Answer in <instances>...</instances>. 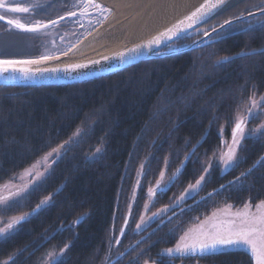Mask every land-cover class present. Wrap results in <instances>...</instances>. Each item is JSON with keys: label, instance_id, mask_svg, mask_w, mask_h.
Listing matches in <instances>:
<instances>
[{"label": "trees", "instance_id": "trees-1", "mask_svg": "<svg viewBox=\"0 0 264 264\" xmlns=\"http://www.w3.org/2000/svg\"><path fill=\"white\" fill-rule=\"evenodd\" d=\"M38 2L42 3L38 15L60 9L61 0ZM229 30L215 36L210 45L142 62L95 81L0 87V185L68 140L77 128L81 130L35 190L30 189L18 204L0 208L3 221L32 213L0 240V260L15 254V264H41L48 252L68 245L61 264H104L105 257L109 263L126 251L114 264H144L145 260L149 264H253L244 250L197 259L171 257L165 250L174 247L189 226L221 207L264 201V134L244 139L228 171L222 173L213 165L182 204L160 212L145 227H136L148 199V213L166 209L203 176L223 147L221 129L228 139L249 97L264 92V22L251 30ZM200 35L190 33L173 45H188ZM249 52L256 54L241 56ZM97 148L100 154L90 158ZM178 168L169 186L148 198L160 171L166 178ZM49 196L48 204L33 213L40 200ZM200 198L204 199L192 205ZM80 217L81 222L75 223Z\"/></svg>", "mask_w": 264, "mask_h": 264}, {"label": "snow or ice", "instance_id": "snow-or-ice-1", "mask_svg": "<svg viewBox=\"0 0 264 264\" xmlns=\"http://www.w3.org/2000/svg\"><path fill=\"white\" fill-rule=\"evenodd\" d=\"M224 3V0H204L195 11H193L190 15L185 17L184 20H181L179 24L173 26V28L168 29L167 31L161 33L158 37H154L152 40L148 41L143 45H138L132 49H129L126 52H121L117 57H113L112 59H120L124 60L125 57H131L133 54H137L141 51V49H151L153 46L158 47L162 40L168 39L171 40L173 37L177 36L179 32L185 31L188 28H192L194 25L200 23L205 17H207L214 9L219 7ZM40 7L37 3H23V2H13L9 3V0H0V21H3L7 26L6 31L17 30L20 32L26 33H41L43 30L49 28V26H55L59 23L60 20L65 19V16H60L58 19H49L47 22H43L41 20H25L21 15H16L9 17L4 13H13V14H29L34 13L35 9ZM74 10L68 11V17H74L78 14L83 17L85 15H91V11L93 9H98L101 14L107 13L109 10L105 8L103 5L96 2V0H77L76 3L72 5ZM245 12L248 16L255 18L257 14L260 16H264V0H261L260 3L253 4L248 9L242 10L238 16H233L231 19H227L220 25L223 28L225 25H231L233 20L242 19L244 17ZM251 22L248 23V29L251 30ZM216 27H212V31L215 32ZM205 36L209 35L207 31L203 33ZM67 53H65L66 55ZM255 52L249 53H241V56L244 55H254ZM58 59L59 57H55L52 55L49 56H41L36 59H0V76H4L9 73H19L20 75L27 77L29 75H34L35 72L31 69L30 65H37L47 61L49 59ZM105 59H109L105 57ZM94 63H100L99 61H94ZM88 65H70L63 69L61 68H50V69H36L35 71H49L52 73L60 72V71H76L79 68H86ZM250 106L247 109V115H240L239 112L236 115L235 123L232 128V141L231 144H226L225 141H221V143L226 144L227 151H221L220 159L224 164L225 168H229L232 166L233 158L236 154L237 146L240 144L241 137L245 134V125L251 121V119L257 114L253 111V109H257L260 107H264V97H261L259 101L255 98V93L251 97H249ZM258 132L264 134V125L257 129ZM81 134V130L77 128V130L73 133V137H69L68 140L63 143L53 147L51 151L46 153L40 160L35 161L30 168L25 169L24 173L19 177L22 181L19 185H10L8 183L0 186V205H4L7 207H11L13 204H18L20 199L23 198V193L29 190L30 187L38 186V181L45 175L47 171V167L50 163V158L54 161L58 158L63 151H65V145L74 142V137L79 136ZM223 134V128L221 129V135ZM101 149L97 148L96 151L99 152ZM188 157H186L187 159ZM167 164V161L165 162ZM43 168V170H42ZM143 168V165L141 166ZM207 168L204 169L207 172ZM180 172L178 168L175 173H173L172 177H169V181H173L177 174ZM165 171L162 170L159 173V178L156 180L154 186H150L148 189L149 197H152L156 191L162 189L163 186H167L165 182ZM243 175V174H242ZM15 179V178H13ZM204 179L201 176L196 180L195 184H189L188 188L184 190V193L178 198L184 199L185 196L190 191H196L197 188L201 185V181ZM139 183V181H138ZM223 187V186H221ZM15 188V191L12 190ZM7 191V195L3 194L4 191ZM33 190H35L33 188ZM211 195V193H209ZM51 197H45L40 200V202L36 205V207L32 210V212H36L45 206ZM148 205L145 204V208L147 209ZM256 213H251L249 209L251 208L250 204L244 205V211H240L235 213V219L228 222H221L217 224H213L211 228L206 227L208 221L201 222L195 228H189L187 231L180 236L179 241L176 243L174 248H167L165 253L168 256H172L173 254H177L179 256H187L192 255L195 256L197 253L203 255L210 250H214L218 247H235L239 245L246 246L251 252L252 260L254 264H264V201L256 204ZM231 208V205L226 206L225 209L221 210L227 212ZM166 209H160L158 212L153 213L152 217H156L160 215V212L165 211ZM32 213H23L17 216H11L7 219V221L0 220V237L6 236L10 232H12L17 225H19L22 221H24L27 216ZM216 216V213L213 214V217ZM149 217L148 219H151ZM82 217L77 218L75 223L79 224L81 222ZM212 219V218H209ZM145 218L141 217V221L137 224V229L141 227L145 223ZM127 223V221H125ZM124 229H121L123 232ZM119 243V241H117ZM68 245H65L63 248L59 249V252L56 250L48 252L46 255L48 257V264H61L58 256L62 255ZM15 254L9 255L7 258L0 260V264H15L13 256ZM124 253H120L119 256H123ZM107 257H105L104 264H107ZM144 264H149L148 260H145ZM155 264V262H152Z\"/></svg>", "mask_w": 264, "mask_h": 264}, {"label": "water", "instance_id": "water-1", "mask_svg": "<svg viewBox=\"0 0 264 264\" xmlns=\"http://www.w3.org/2000/svg\"><path fill=\"white\" fill-rule=\"evenodd\" d=\"M153 1V0H151ZM157 0H154L156 2ZM166 1V0H165ZM162 3L159 8L154 11L147 12L146 9L142 8L139 13V17L130 22L129 29L125 33L124 38L104 50L99 51H85L86 47L93 42L98 36L103 32L105 23L96 27L94 30L80 38L76 43H74L65 52L53 55L59 57L58 59H49L43 63L37 65H30L29 67L34 70V75H29L24 77L19 73H9L4 76H0V87H11V88H38V87H58V86H70L81 83H86L90 81H95L100 78H104L109 75L118 73L124 69H127L136 64L162 59L178 54H183L186 52L193 51L205 42H210L209 39L213 36L222 32L225 28L232 26L234 24L243 22L251 16L245 15L242 19L233 20L231 25H225L223 28L218 27L215 32H209V35L202 36L194 40L189 45L185 47H180L176 49H168L173 43L178 42L182 38L186 37L195 30L208 24L227 10L231 9L236 4L244 0H224V3L219 7L214 9L207 17H205L200 23L194 25L192 28H188L185 31H181L173 39H164L161 41L158 47L153 46L151 49H141L137 54H133L131 57H125L123 61L120 59H112L117 57L119 53L126 52L129 49L137 47L138 45H143L148 41L152 40L154 37H158L161 33L167 31L173 26L179 24L181 20L190 15L195 11L204 0H168L166 3ZM215 2V0H213ZM147 14V15H146ZM260 16L257 14L255 17ZM74 17L65 16V19L60 20L59 23L71 20ZM58 19V18H57ZM4 23L3 21H0ZM58 23V24H59ZM52 26H49L51 28ZM65 53H67L65 55ZM108 57L109 59H105ZM36 59V58H32ZM94 61H99L100 63H94ZM88 65L86 68H79L76 71L66 72L60 71L52 73L49 71H35L36 69H50V68H65L70 65ZM158 190L157 192H160ZM127 221V219H126ZM126 223H124L123 229ZM123 232L120 233V236ZM229 247H218L214 250H210L207 253L201 255L197 253L195 256L187 255V257H201L215 253L217 251L225 250ZM120 257L116 258L108 264H114Z\"/></svg>", "mask_w": 264, "mask_h": 264}, {"label": "rangeland", "instance_id": "rangeland-1", "mask_svg": "<svg viewBox=\"0 0 264 264\" xmlns=\"http://www.w3.org/2000/svg\"><path fill=\"white\" fill-rule=\"evenodd\" d=\"M66 1L67 2H64L63 0H61V2H59L60 3L59 4V8L60 9L59 10L56 9V10L48 13L47 15H38L39 8H36L34 13H29L26 16H24L23 14L10 13V17L16 16V15H21L25 20L32 19V20H41L43 22H47L49 19H57L60 16H66L68 11L74 10L72 8V5L74 3H76L77 0H66ZM260 2H261V0H244V1L236 4L231 9H229L226 12L223 13V14H225V13H228V12L231 11V13L229 15H227L226 19H222V20L212 24L211 26H208L211 23V22H209L208 24H206L203 27L195 30L192 33L201 34L200 37H202V36H204V34H203L204 31H207L206 29H208L207 32L209 33V32L212 31V27H216V28L220 27V25L223 24V22L225 20L231 19L233 16H238L237 14H240V12L242 10L248 9L253 4H257V3H260ZM97 3H99V2H97ZM99 4H101V3H99ZM101 5H103V4H101ZM103 6L105 7V5H103ZM237 6H239L238 9H236ZM105 8H107V7H105ZM107 9L109 11L107 13H103V14H101L98 9L90 10L91 11V15H85V16L81 17L78 14L75 17V19H73L72 21L67 20V21L61 22V23H59V24H57L55 26H52L51 28H47V29L43 30L41 33H37L38 36L32 37L30 40H24V39H21L19 36L12 35V34L11 35H9V34L5 35L3 30L1 29L2 31L0 30V59H4V58H8V59H32V58H39L41 56H49V55L53 56V55H57V54L63 53L67 49H69L74 43H76V41H78L80 38H82L83 36H85L86 34L91 32L92 30H94L96 27H98V26L106 23L107 21H109L110 18L114 15L115 12H114L113 8L109 7ZM233 9H234V11H233ZM223 14H221V15H223ZM246 15H247V13H246ZM260 17H263V16H260ZM260 17L259 18L256 17L257 19L250 18L252 20L251 21L252 22L251 23L252 27L258 26L261 22H264V18H260ZM250 19H248V20H250ZM246 21L247 20H245L244 22L238 23L236 25L229 26V27L225 28L222 32H224L225 30H227L229 28H230L229 31H231L232 33L233 32H242L241 30H243V28H247L248 29V24H245V23H247ZM74 27L75 28L78 27V30L75 31V32H73L74 31L73 30ZM212 43H213L212 41L208 42L207 44L205 42L204 45H210ZM173 44L168 49H176ZM185 46L186 45H183L181 47H185ZM177 48H180V47H177ZM261 97H264V92L261 95L255 97V98H256L257 101H259ZM249 106H250V104H249V101H248L247 104L240 110L239 114L243 115V116H246L247 115V109H248ZM253 111L255 113H257V114L251 119L250 122H248L245 125V134H244L243 137H241L240 144L237 146V150H238L239 146L241 145V143L244 141V139L249 138V137H256L259 134H261L260 132L257 131V129L260 128L262 125H264V107L253 109ZM256 119H260L259 123L257 125H252V121H255ZM234 123H235V119H234L232 128L234 126ZM232 128H231V131L229 133V138L228 139H226L223 136V134L222 135L220 134V137H222L223 141H225L226 144H231V141H232ZM77 137L78 136L74 137V140L77 139ZM69 144L65 145V148ZM226 144H223V147L220 150V152L217 155H215V157L213 159L210 160V163L207 166L208 170H207V172H204L203 177L205 176L206 173L209 172L210 168L213 165H218L220 167L222 173H223V172L228 171L235 164L236 158H237V150H236V154H235V156L233 158L231 167L225 168L224 164L221 162V159H220L221 151H227ZM49 151H51V150H49ZM48 152H46V153H48ZM64 152L65 151H63L61 153V155L58 158H56L54 161H52L51 158H50V163H49V166L47 167V171L45 172V175L38 181V184L40 182H42L48 176V174L51 171L52 166L64 154ZM99 154H100V151L99 152L95 151V153L90 158H93V157H95V156H97ZM44 155H42L37 160H40ZM30 166L27 167L26 169L30 168ZM42 170H43V168H42ZM24 171L25 170H23L17 176H15L14 177L15 179L12 178L9 181H6L5 183L1 184L0 186H3L6 183H8L10 185H13V184L14 185H19V184H21L22 181L19 179V177L24 173ZM168 178L169 177L165 178V182L167 183V186H169V184L171 183V181H169ZM202 181H201V183H202ZM33 187H35V185ZM33 187H30L29 190L32 189ZM163 188H165V186L162 185V189ZM12 190L15 191V188H12ZM28 191L23 193V196ZM196 191H190L185 196L184 199L178 200V198L184 193L183 192L170 206H168L166 208L165 211H170L174 207L179 206L180 204L183 203V201L186 198H188L191 195H193ZM3 194L7 195V191L5 190ZM148 198H150V197H148ZM10 203H12V202H10ZM149 203L150 202H149V199H148V201L146 202L148 207H149ZM255 206L251 205V208L249 209V211L251 213H256L257 212V209H256ZM2 207H5V206L4 205H0V208H2ZM148 207L146 209L145 205H144L143 210H142L141 215H140L139 220H138V223H140L141 217L145 218L146 222L143 225H141L142 227H145L151 221V219H148V218L152 217V213H148ZM225 208H226V206L221 207V208L213 211L211 214L206 216L204 219L198 220L196 223H194L193 225L189 226L185 231H187L189 228L197 227L201 222L206 221V220L208 221V224L206 225V227L211 228V226L213 224H217V223H221V222H228V221H231V220L235 219V213L245 210L244 206L237 207V208H234V207L231 206V208L227 212L221 211V210H223ZM214 213H216L215 217H213ZM209 218H212V219H209ZM5 221H7V219ZM14 231H15V229L12 232H10L9 234H7L6 236L12 234ZM6 236L0 237V240L5 238ZM242 247H246V246L239 245V246L231 247V249H241ZM173 255H176V254H173ZM58 259L59 260L62 259V255L58 256ZM41 264H48L47 255L44 256L43 261L41 262Z\"/></svg>", "mask_w": 264, "mask_h": 264}, {"label": "bare ground", "instance_id": "bare-ground-1", "mask_svg": "<svg viewBox=\"0 0 264 264\" xmlns=\"http://www.w3.org/2000/svg\"><path fill=\"white\" fill-rule=\"evenodd\" d=\"M165 0H96L107 8L114 9V15L105 23L103 32L89 44L85 51H99L120 42L129 29V23L136 20L142 8L147 12L160 7ZM168 0L165 1V3ZM172 1L170 0L169 3ZM143 11V10H142ZM147 15V14H146Z\"/></svg>", "mask_w": 264, "mask_h": 264}, {"label": "flooded vegetation", "instance_id": "flooded-vegetation-1", "mask_svg": "<svg viewBox=\"0 0 264 264\" xmlns=\"http://www.w3.org/2000/svg\"><path fill=\"white\" fill-rule=\"evenodd\" d=\"M38 1H40V0H15L14 2H23V3H39ZM39 4H42V3H39ZM4 14H7V13H4ZM8 15H10V14H8ZM4 29L3 31H4V33L5 34H9V35H11L10 33H8L6 30H5V28H4V26H2V25H0V30L1 29ZM73 32H75V31H77L78 30V27H74L73 28ZM2 31V30H1ZM16 36H19L20 38L21 37H24V38H28V40H30L32 37H35L36 35L35 34H23V35H20V34H17ZM48 37V36H47ZM215 36H213L212 38H214ZM22 39V38H21Z\"/></svg>", "mask_w": 264, "mask_h": 264}]
</instances>
